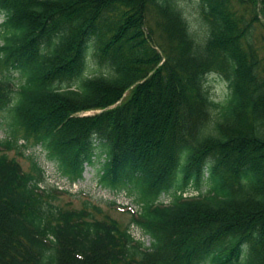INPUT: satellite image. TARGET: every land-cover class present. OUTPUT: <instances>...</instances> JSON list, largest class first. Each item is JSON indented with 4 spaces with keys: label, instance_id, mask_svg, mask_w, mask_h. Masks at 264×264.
<instances>
[{
    "label": "trees",
    "instance_id": "1",
    "mask_svg": "<svg viewBox=\"0 0 264 264\" xmlns=\"http://www.w3.org/2000/svg\"><path fill=\"white\" fill-rule=\"evenodd\" d=\"M181 1L0 0V264H264V0H191L202 35ZM36 146L71 182L100 164L151 245L57 205Z\"/></svg>",
    "mask_w": 264,
    "mask_h": 264
},
{
    "label": "rangeland",
    "instance_id": "2",
    "mask_svg": "<svg viewBox=\"0 0 264 264\" xmlns=\"http://www.w3.org/2000/svg\"><path fill=\"white\" fill-rule=\"evenodd\" d=\"M250 1L251 0H244V2L241 4V8H248L249 5L247 3ZM253 1L257 6L259 5V0ZM181 2L182 3L180 4V6L181 8H183L192 29L202 35V33H204L205 31L202 18L199 13L200 9L198 6V2L191 0H182ZM238 9L240 10V6L238 7ZM256 13L259 14V22L264 25V18L261 16L260 6L257 7ZM3 21L4 15L0 13V25L3 23ZM260 23L258 26V33L254 41V44L257 48L261 46L262 34L264 32V30L261 29ZM16 77H18V75H16ZM16 83L18 84L19 82L16 81ZM209 86L211 89V95L216 101H224L229 95L230 90L228 87V83L222 76L218 74L213 75L210 78ZM91 114H93V112ZM0 118V141H3L8 136L9 131L6 125V120L1 116ZM26 154L28 156L34 154L41 167L45 170V174L47 177V185L45 186H58L60 190L62 189L69 191L68 194L63 193L58 195L55 203L61 207L82 209L85 206H88L89 210H94V207L97 206L101 209L104 215H109L111 218L117 220L122 227H127L131 223V213L129 210H133L134 212L140 210L138 204L134 202L133 198L129 196L127 192L120 191L118 193H113L111 189L105 188L100 183V164L98 163L93 166H87L84 172V179L71 184L65 178H62L60 176V172L55 163L47 159L46 153L43 152L40 147L32 148L28 152L26 151ZM10 155L16 156L18 158L25 171H29L31 169L30 160L19 157L15 153H11ZM204 189L205 188H203V190ZM186 195H198V191L191 189L187 192ZM111 201H115L117 205H110ZM160 201L164 204H169L171 202V196L163 195ZM131 232L136 239L144 241L147 246L151 244L150 238L144 235L139 228L131 226Z\"/></svg>",
    "mask_w": 264,
    "mask_h": 264
}]
</instances>
